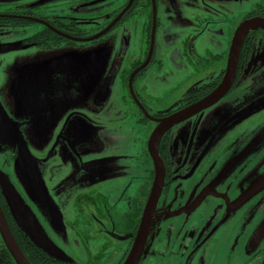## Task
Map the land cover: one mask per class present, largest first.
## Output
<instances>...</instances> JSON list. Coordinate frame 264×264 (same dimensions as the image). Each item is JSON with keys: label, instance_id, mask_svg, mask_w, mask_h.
Instances as JSON below:
<instances>
[{"label": "rangeland", "instance_id": "1", "mask_svg": "<svg viewBox=\"0 0 264 264\" xmlns=\"http://www.w3.org/2000/svg\"><path fill=\"white\" fill-rule=\"evenodd\" d=\"M67 1H51L44 7L55 10ZM163 1L164 5L159 8L162 28L156 37L158 53L165 54H156L162 65L149 66L143 74L145 81L144 77L132 81V76L127 74L131 66L127 61L139 52L142 19L137 22V29L128 28L127 46H122L119 39L114 42L108 38V43L102 42L101 47L33 49L34 45L25 42V38L41 28L37 25L16 27L14 30L19 33L14 34L12 23L13 35L0 36V118L4 124L0 129L14 133L11 141L0 137V146L9 148V154L0 153V176L5 178L31 219L26 226L27 233L59 260L74 264H115L120 260L125 250L124 236L139 218L138 203L143 194L145 170L149 166L144 152L153 125L145 118L153 120L151 116L177 107L182 94L193 82L208 78L211 66L220 61L212 60V55H220L222 61L226 60L230 42L244 15L258 6L264 8V0H220L217 5L203 0L204 9L211 13H205L201 4L195 13L204 21L211 20L209 15L216 17L217 20H211L217 21L212 28L222 29L224 33L221 36L217 35L219 31L214 32L216 40L212 43L203 36L200 37L202 41L196 40L201 23L195 28V19L188 18L196 10L195 4H190L194 0ZM185 1L191 5L190 10L184 6ZM3 8L0 4V11ZM174 14L190 19L192 27L173 24L174 20L170 18H174ZM224 23L223 29L221 24ZM84 31L89 32V29L85 27ZM162 31L175 35V40L170 44L166 39L161 42ZM184 33L192 34L195 49L206 57V67H210L198 72L192 57L187 58V62L178 60L190 68L182 78L185 69L174 70L177 55L170 51L173 46H178L183 53L180 42L184 40L181 39ZM108 77L113 80L111 96L102 109L94 110L89 105L90 99ZM241 92H230L206 112L177 126L190 129L201 149L206 145L209 156L214 148L217 150L216 143L202 137V132L208 129L212 138L223 131L225 134L236 127H229L231 122L227 116L240 109L245 113L250 111L249 120L246 114L235 119L240 126L235 130L237 134L232 136L236 141L234 150H224L205 173L196 172L193 186L202 181L200 186L191 193L182 188L181 199L171 209L190 206L179 220L176 219L181 230L184 229L183 237L189 239L190 246L187 254L184 253V258L188 259L186 264H196L198 257L206 251L204 245L218 236L221 238L222 233L226 240L225 234L232 232L233 238H229L226 248L238 254L241 247H231L232 242L244 244L245 236L249 233L253 236L264 220V108L259 107L258 100L253 107H245L241 102H238L241 106H237L233 98ZM244 119L248 128L243 126ZM58 127L65 133L84 129V137L77 143L75 139L73 141L75 155L68 151L71 160L61 163L59 169L56 167L58 157L53 159L47 152ZM96 136L110 139L108 148L100 150ZM11 150L15 157L5 164ZM120 150H124L120 155L122 159H114ZM90 164L99 166L94 168ZM19 170L23 172L22 177ZM213 186L215 191L209 190ZM78 195L81 196L78 198ZM198 201L201 203L196 206ZM187 213L190 214L186 216ZM183 215L186 220L182 219ZM92 219L106 224L102 231L105 234L100 232L102 226ZM180 235L179 232L178 240ZM225 252L221 249L222 262L219 264H226ZM239 254L242 256L243 252ZM170 257L174 256L156 255L159 264L171 261ZM172 264L178 263L172 260Z\"/></svg>", "mask_w": 264, "mask_h": 264}, {"label": "flooded vegetation", "instance_id": "2", "mask_svg": "<svg viewBox=\"0 0 264 264\" xmlns=\"http://www.w3.org/2000/svg\"><path fill=\"white\" fill-rule=\"evenodd\" d=\"M51 1L55 0H0V4L4 5L3 10L0 11V36L10 37L13 35H11L12 23V26H14L12 29L14 34L19 33V31L14 30L16 27L25 28L28 27V25H37L41 28V30L35 32L31 37L25 38V42L29 43L30 45H34V47L32 46L33 49L46 48L51 51L54 49L68 48L69 46H76L79 47V49L85 48L86 46L101 47L103 46L101 45L102 42L108 43V38L114 42L119 39L122 46H127L129 37L128 28L130 27L132 29H137V22L139 19H142L144 24L142 28L141 39L138 40L139 52H137L136 56H133L127 61V64L131 65L127 74L128 76H132V81L139 77L142 79L145 75L144 72L149 66H155V64L162 65V61L159 58H156V54L162 56L165 54V52L160 51V53H158L159 48L157 45L156 34L158 30H161L162 28V22L159 16V8L160 6L164 5L165 2L163 0H69L67 3L59 4L58 8L55 10L50 8L45 9L44 5ZM219 1L220 0H209V3L217 5ZM191 2L192 3L190 4H195L196 7L194 6V8H196V10L192 11L194 13L191 12L188 18L191 20L195 19V28H199L198 25L201 23V28H199L198 32L196 33L199 38L196 39L197 36L195 35L193 40L196 39L198 41L200 37L203 36L205 39L208 37L207 41L213 43V40H216L214 37L216 33L214 32L219 31L213 30L212 28L213 25H216L217 21L215 20H217V18L209 15L211 20L213 18H215V20L212 22L211 20L204 21L202 16H199L195 13L198 10V4L203 5L202 10L205 13H211L204 9L206 5L203 0H194ZM190 4H188L187 1L184 2V6L188 10H190ZM188 18L183 19L178 14H174V18H170V20H174L173 24H176L179 27L186 26L190 28L192 27V21ZM254 18H260L264 20V8L262 6H258L255 10L246 13L242 19V22ZM225 24L226 23L221 24L223 29L226 26ZM85 27L89 29V32L84 31ZM191 35L192 34L184 33L181 38L184 39L180 42L183 53L179 51L178 46H173L172 50L170 51L171 54L177 55V58L175 59L176 63L174 70L176 72H180L185 69L182 78L190 72V68L188 65L185 66L183 62H178V60L187 62V58L190 59V57H192L191 60L194 61L193 65L198 70V72H203L210 67H206V63L208 61L206 57L201 54L200 51L198 52L195 49V44L192 42ZM217 35H224L223 30L221 29ZM164 39L169 40L168 43L170 44L175 40V35H167L164 31H162L160 39L161 42H163ZM200 41H202V39H200ZM202 45H204V42ZM217 45L219 46L220 42L217 41ZM211 59H220V61L215 62L211 66L212 69L210 73H208V78L197 79L193 82L189 89L182 94L181 101L177 107L169 112L151 116L153 120L145 118L152 123V131L164 120L177 115L180 116L186 110L206 98L212 91L215 90V88H217L223 79L227 58L225 61H222L223 58L220 55H212ZM111 77H108L107 81H103L99 84L98 88L95 90L96 92H94V97L90 99L89 105L92 106L94 110H97V108L102 109L108 98L111 96V85L113 83ZM143 79L145 81V77ZM232 91H242L240 96L237 94V97L233 98L237 106H241L238 104V102H241L245 104V107H253L254 102L258 100L257 102L259 103V107L264 108V31L260 28L249 31L244 37L239 50L233 80L227 93L222 98L226 97ZM222 98L218 102H220ZM242 108H244V106H242ZM207 109L209 108H206L190 117L182 118L176 124L167 129L158 142L157 152L163 167V181L155 206L149 233L147 234L145 243L142 247L136 264H159L156 255L164 253L170 254V256L174 257H170L171 261H164L162 264H172V260H175L178 264H183V262L186 264L188 261L187 258H184V253L187 254V249L190 246L188 243L189 239L183 237L182 233L184 229L181 230V226L176 219L185 213V211H187L190 206L185 209H178L180 210L178 213H176L178 210L171 211V209L173 208V205L181 199L180 197L182 188L188 189L187 192L191 193L193 189L195 190L200 186L202 181H199L193 186V175L196 172L205 173L209 167L211 169L214 159H216L224 150H234L235 146L233 145L236 141L232 136L237 134V131L235 130L240 126H237L238 123L235 121V119L239 120V116H243L245 114L246 119H250V111L245 113V110L242 111V109H240L237 113H233L232 116L226 117L229 118L231 122L229 125L230 128H233L234 125H236V127L231 131L227 133L225 132V134L224 131L220 132L216 137L212 138L208 129L204 130L202 132V137H205L209 140L211 138V142L216 143L217 149L215 150L214 148L208 156L206 154L208 150H205L206 145L202 146L201 149L200 143L195 140L196 138L191 134L190 129L186 130L185 128L181 129L177 127L178 125L186 122L187 120ZM12 112L13 110H11V114ZM219 114H221V112H219L218 115ZM242 121L243 126L248 128V124H245L244 122L246 120L244 119ZM54 132L55 137L51 143L53 147L51 146L47 152L51 153L53 159L58 157L59 164L56 167L59 169V167H61V163L71 160L69 158V152L75 151L73 141L75 139V142L77 143L78 139L80 140L84 137V129L80 130L79 132H70L75 134L73 137L72 134L65 133L59 127ZM96 139L100 150L108 148L110 139L106 138L105 140L100 136H96ZM7 150H9L8 147L3 145L0 146V153L9 154ZM77 150L79 151L78 148ZM12 152L13 151L11 150V155H9V158L4 161L5 164L15 157ZM61 152L62 155H60ZM88 152L93 153L92 150H88ZM123 152L124 150H120L113 158L121 160L122 157L120 155ZM73 155H75L74 152ZM64 156H66L65 159ZM144 157L146 160H148L149 166L145 170L144 184L142 185L143 194L140 199L141 201L138 203L140 209L139 218L135 223L132 224L130 230L128 233H126V236H124L125 250L122 253L123 255L120 260H118L115 264H123L128 257V254L133 246L138 230L139 220L141 218L143 208L151 188L153 180V166L146 149L144 152ZM72 162H74V159ZM90 165L94 168L99 166L96 164ZM62 174L63 173L58 175L60 176ZM209 190L215 191V186L211 187ZM80 196L81 195H78V198ZM219 200L221 201V198H219ZM200 203L201 201H198L196 206ZM0 211L7 223L13 239L22 252V246L17 239L19 234L14 228L15 225L11 218L5 199L1 194V190ZM189 214L190 213H187L186 216ZM182 219L186 220V217L183 215ZM92 220L102 226L100 232L104 231L103 227L106 225L104 222L102 223L101 221L99 222L95 219ZM216 230L217 228H215V231ZM179 232L181 235L178 240L177 235ZM15 234H17V237ZM249 234L245 236L244 244H238L235 240V242H232L231 247L237 249L241 247L238 249V254H234L232 249L227 251L226 248L227 243L230 242L229 238H233L232 232L231 234H225L227 237L226 240L223 239L222 233L221 238L218 236L215 238V241L204 245L206 246V251L198 257L199 261L197 259L196 264H208V262L209 264H219L222 262L221 249L223 248L227 254L225 258L226 264H232L233 262L239 264H260L264 254V237L258 241L259 243H256L255 237L253 238L252 234ZM246 241L247 244L245 245ZM210 251H212L211 254ZM240 251L243 252L242 256L239 254ZM237 256L238 259L235 260ZM0 264H15L12 257L9 255L1 237ZM44 264H52V261L47 260V262Z\"/></svg>", "mask_w": 264, "mask_h": 264}, {"label": "water", "instance_id": "3", "mask_svg": "<svg viewBox=\"0 0 264 264\" xmlns=\"http://www.w3.org/2000/svg\"><path fill=\"white\" fill-rule=\"evenodd\" d=\"M260 28L264 31V20L260 18H254L251 20H247L242 22L235 31V34L232 38L229 53L227 57L226 68L224 72L223 79L221 83L212 91L206 98L192 106L188 110H186L180 116H174L168 118L160 123L150 134L147 144L146 150L147 154L151 159L153 166V180L151 184V188L149 194L146 199V203L143 208V212L138 224L137 234L135 236V240L133 246L128 254L126 261L123 264H136L138 258L140 256L142 247L145 243L147 234L149 233V229L152 223V218L154 215L155 206L161 191L162 181H163V167L161 160L159 158L157 152V145L164 134V132L169 129L171 126L176 124L182 118L190 117L206 108H209L217 101H219L230 88L231 82L234 77V71L239 55V50L242 44V41L246 34L251 31ZM3 118V117H2ZM4 122V118H3ZM0 125H4L0 118ZM9 127V126H8ZM10 128V127H9ZM12 130V129H11ZM9 130H4V128L0 129V137L4 141H11L14 136L13 131L8 132ZM6 136V137H5ZM22 162V160L20 159ZM20 167V166H17ZM21 168V167H20ZM19 173L22 177L23 172L19 170ZM25 185V180H24ZM0 190L1 194L5 199V202L9 208L10 215L15 223V225L29 238V240L40 250L48 254L49 256L59 260L53 254L49 253L45 247L41 244H36L31 236L27 233L26 226L29 223L30 217L27 214V211L22 208L20 201L17 199L16 195L13 193L11 187L6 184L5 178L0 176ZM31 234V233H30ZM0 237L9 253L12 257L15 264H28L20 249L18 248L15 240L13 239L10 230L7 226V223L0 211ZM255 237L256 243L260 241L264 237V220L260 224L257 231L254 233L253 238ZM259 243V242H258ZM63 261V260H60ZM260 264H264V254L262 256Z\"/></svg>", "mask_w": 264, "mask_h": 264}, {"label": "trees", "instance_id": "4", "mask_svg": "<svg viewBox=\"0 0 264 264\" xmlns=\"http://www.w3.org/2000/svg\"><path fill=\"white\" fill-rule=\"evenodd\" d=\"M14 228L17 230L16 232L19 234L18 236L19 238L17 237V234H15V236L17 237L19 243L22 246L21 253L23 254L28 264H44L45 262H47V260L52 261V264H72L69 262L57 260L49 256L48 254L37 248L16 225L14 226Z\"/></svg>", "mask_w": 264, "mask_h": 264}]
</instances>
